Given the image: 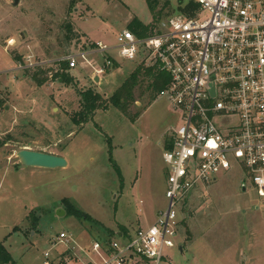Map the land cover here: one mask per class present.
Returning <instances> with one entry per match:
<instances>
[{"label": "rangeland", "instance_id": "374dc122", "mask_svg": "<svg viewBox=\"0 0 264 264\" xmlns=\"http://www.w3.org/2000/svg\"><path fill=\"white\" fill-rule=\"evenodd\" d=\"M165 18L155 17L145 0H18L16 6L0 0V241L12 264L53 263L60 233L87 255L96 241L122 245L117 232L132 237L165 208L162 154L180 122L166 99L150 101L149 92L136 89L128 115L109 105L80 127L71 122L81 90L108 98L140 62L121 61L114 51L97 54L93 61L112 55L115 67L97 84L90 68H66L75 87L62 83L64 65L54 64L86 45L115 46L133 20L149 26ZM32 74L44 83L34 84ZM22 149L59 153L67 164L23 167L16 158ZM63 199L82 216L66 213ZM178 219L175 245L163 250L159 264H264V207L243 168L232 166L194 189Z\"/></svg>", "mask_w": 264, "mask_h": 264}, {"label": "built area", "instance_id": "2783aa9c", "mask_svg": "<svg viewBox=\"0 0 264 264\" xmlns=\"http://www.w3.org/2000/svg\"><path fill=\"white\" fill-rule=\"evenodd\" d=\"M162 1L176 5L177 12L152 35L139 38L126 29L113 47L86 45L54 64L65 63L70 71L88 67L92 78L102 79L118 58L168 76L158 97L178 112L180 122L162 154L166 206L150 227L122 245L113 238L96 241L89 255L60 233L52 245L63 251L43 264H159L163 250L175 245L182 201L232 166L244 169L264 207V0ZM112 51L116 58L93 61ZM26 63L33 66L30 59Z\"/></svg>", "mask_w": 264, "mask_h": 264}, {"label": "trees", "instance_id": "16d2710c", "mask_svg": "<svg viewBox=\"0 0 264 264\" xmlns=\"http://www.w3.org/2000/svg\"><path fill=\"white\" fill-rule=\"evenodd\" d=\"M145 2L149 11L155 17H165L174 12H170L171 10H168V3H161L160 0H145ZM165 11L166 14L164 13ZM175 12H177V10H175ZM182 12L186 13L185 11ZM158 25L159 23L157 21L149 26H144L141 22L133 20L128 25V30L133 32L137 37L142 38L152 35L157 30ZM66 29L68 33L71 32L69 25L66 26ZM65 40L67 43L70 42V36L65 38ZM62 65L65 66V63H62ZM115 65L116 64L114 63V67ZM64 66L62 68L63 73L61 74L63 77L59 79H61L62 83L67 86L75 87L76 84L73 77L66 72L67 67ZM48 71L52 70L47 69V71H42V73H46ZM57 75L58 74H55L54 76ZM30 80L37 86H41L45 81L44 79H37L36 74H32ZM168 82L169 78L166 74L159 72L154 68L145 67L142 63H139L136 68L128 74L123 84L108 98H105L96 89L86 88L85 90H81L78 93L79 109L78 112L74 113V116L71 118V122L76 127H80L83 123L91 120L97 111L106 110L109 105L118 108L124 114L128 115L130 104L135 103L134 92L136 89H141L142 93L149 92V100L153 101L158 96V93L168 84ZM170 145V140H168L164 149H169L171 147ZM62 204L65 207L66 213L73 214L75 216H82L81 212H79L68 200L63 199ZM86 218H88V216H86ZM108 240L102 241V243H105ZM0 264H12V258L1 241Z\"/></svg>", "mask_w": 264, "mask_h": 264}, {"label": "water", "instance_id": "95a60500", "mask_svg": "<svg viewBox=\"0 0 264 264\" xmlns=\"http://www.w3.org/2000/svg\"><path fill=\"white\" fill-rule=\"evenodd\" d=\"M16 6L18 0H13ZM94 83H99V78L95 76L93 79ZM16 158L19 164L23 167H35L42 169H56L64 168L66 166V161L61 156H56L53 154H47L39 151H32L27 149L19 150L16 153ZM244 190V188H243ZM256 209H258L256 207Z\"/></svg>", "mask_w": 264, "mask_h": 264}, {"label": "crops", "instance_id": "0c3cea01", "mask_svg": "<svg viewBox=\"0 0 264 264\" xmlns=\"http://www.w3.org/2000/svg\"><path fill=\"white\" fill-rule=\"evenodd\" d=\"M67 52H69V51H67ZM66 54V53H65ZM93 79V78H92ZM101 81V79H99V82ZM53 155H56V156H61L59 153H54ZM116 235L118 236V237H124L125 239H128V238H130L131 236L130 235H128L127 233H121V232H117L116 233ZM109 239H112V238H109ZM63 247H61V248H59V250L58 251H63Z\"/></svg>", "mask_w": 264, "mask_h": 264}]
</instances>
